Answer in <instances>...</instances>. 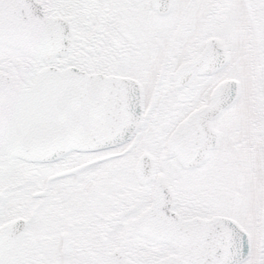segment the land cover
Instances as JSON below:
<instances>
[{
	"label": "snow or ice",
	"instance_id": "6c2138e0",
	"mask_svg": "<svg viewBox=\"0 0 264 264\" xmlns=\"http://www.w3.org/2000/svg\"><path fill=\"white\" fill-rule=\"evenodd\" d=\"M0 264H264V0H0Z\"/></svg>",
	"mask_w": 264,
	"mask_h": 264
}]
</instances>
